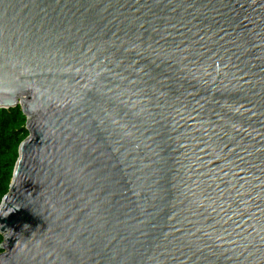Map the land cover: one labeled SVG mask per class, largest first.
<instances>
[{
    "label": "water",
    "instance_id": "water-1",
    "mask_svg": "<svg viewBox=\"0 0 264 264\" xmlns=\"http://www.w3.org/2000/svg\"><path fill=\"white\" fill-rule=\"evenodd\" d=\"M18 106L0 264H264V0H0Z\"/></svg>",
    "mask_w": 264,
    "mask_h": 264
},
{
    "label": "trees",
    "instance_id": "trees-1",
    "mask_svg": "<svg viewBox=\"0 0 264 264\" xmlns=\"http://www.w3.org/2000/svg\"><path fill=\"white\" fill-rule=\"evenodd\" d=\"M26 122L21 107L0 109V204L10 188L19 146L29 135ZM2 241L3 236L0 234V243Z\"/></svg>",
    "mask_w": 264,
    "mask_h": 264
}]
</instances>
